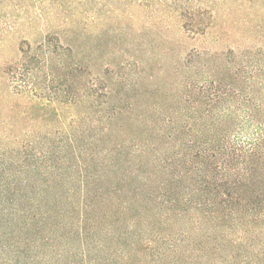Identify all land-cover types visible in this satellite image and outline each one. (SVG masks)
Wrapping results in <instances>:
<instances>
[{"label":"trees","instance_id":"1","mask_svg":"<svg viewBox=\"0 0 264 264\" xmlns=\"http://www.w3.org/2000/svg\"><path fill=\"white\" fill-rule=\"evenodd\" d=\"M56 4L62 9L56 11V17L65 24L74 27L89 21L96 40L91 54L107 65L96 73L89 59L71 44L51 36L46 41L51 46L42 57L29 54L22 60L25 66L0 72L7 80L0 83V264H108L113 253L133 240L140 226L136 221L153 211L150 206L178 204L179 196L175 202L169 200L173 194L164 180H159L160 187L153 186L157 175L147 169L148 165L161 156L193 162V153H184L178 146V150H161L158 140L166 135L153 120L150 130L155 142L147 137L116 139L120 133L127 134L119 116L132 103H116L113 86L124 78L127 84L131 75L124 77L121 70H134L137 80L129 86L141 83L142 77L135 70L144 68L139 57L128 58L123 48H113L131 34L129 20L140 8L151 9L152 25L157 23V13L177 15L181 30L192 35L206 31V25L197 19L200 11L191 8L190 0H59ZM255 70L263 71L264 76V65H256ZM216 93L219 99L226 92ZM253 100L262 111V101ZM155 111L165 117L161 107ZM197 133L195 139L202 143L190 140L185 145L197 152V158H207L209 166L221 156L220 140ZM260 138L251 157L264 160V131ZM165 163L164 170L168 168ZM221 169L222 177L229 181L217 182L215 175L201 171L203 185L191 190L187 204L195 203V209L202 211L229 207L233 215L249 207L250 223L258 225L264 218V179L252 172L245 177L236 170L229 174V168ZM241 182L243 187L254 189L250 199L233 191ZM236 206L238 210L231 209ZM131 210L134 215H130ZM114 214L130 217L123 234L113 235L109 222L103 221ZM253 236L254 243L261 245L257 230ZM111 237L115 246L106 243ZM126 247L128 255L131 243Z\"/></svg>","mask_w":264,"mask_h":264},{"label":"rangeland","instance_id":"2","mask_svg":"<svg viewBox=\"0 0 264 264\" xmlns=\"http://www.w3.org/2000/svg\"><path fill=\"white\" fill-rule=\"evenodd\" d=\"M58 1L0 0V72L25 66L26 61L22 60L29 54L42 57L51 46L50 42L46 45L51 36L71 44L89 59L96 73L102 72L107 63L101 64L102 59L95 60L91 54L96 40L89 21L74 27L65 24L56 17V11L62 10L57 7ZM190 6L200 11L197 19L206 25L205 32L184 33L177 15L163 13H157V23L152 25L149 15L153 12L143 7L132 17L130 14L131 34L123 36L124 40H119L113 48H123L128 58L139 57L144 68L135 70L142 77L141 83L129 86L137 80L134 70H121L124 77L127 73L131 76L127 77V84L124 78L113 86L116 103H132L119 116L127 134H117L116 139L147 137V141L155 142L150 130L153 120V125L163 127L166 135L164 140H158L161 150H178V146L184 153H193L190 155L193 162L161 156L152 164L154 168L148 165L147 169L157 175L153 186L160 187L159 180H164L173 194L169 200L175 202L179 196L178 204L150 206L153 211L136 221L140 226L130 241V253L126 254L130 243H124L121 251L109 257L108 264H264V218L257 225L250 223L249 207L233 215L229 207L202 211L195 209V203L186 201L193 195L191 190L203 185V170L215 175L221 183L229 181L222 177V167L229 168V174L236 170L249 177L252 172L264 179V160L251 157L264 131V108L259 111L253 100L259 98L264 104L263 71L256 73L255 70L256 65H264V0H190ZM140 10L144 13L140 14ZM106 78L111 82L109 76ZM1 81L7 82L0 77V83L4 84ZM216 92L226 93L218 99L214 96ZM159 107L165 117L155 111ZM197 132L220 140L221 156L209 166H206L207 158H197V152L185 145L190 140L202 143L199 138L195 139ZM164 162L168 166L165 170ZM241 183L233 191L242 199H250L254 189ZM212 192L214 195L215 190ZM131 214L134 215L132 210ZM127 219L130 217L126 214H114L103 221L109 222L114 235L127 231ZM256 230L261 245L254 243ZM106 243L116 245L112 237Z\"/></svg>","mask_w":264,"mask_h":264}]
</instances>
